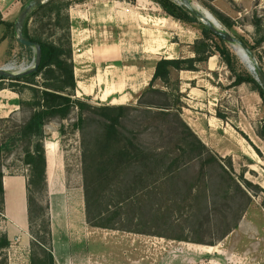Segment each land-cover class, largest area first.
<instances>
[{"label": "rangeland", "instance_id": "obj_1", "mask_svg": "<svg viewBox=\"0 0 264 264\" xmlns=\"http://www.w3.org/2000/svg\"><path fill=\"white\" fill-rule=\"evenodd\" d=\"M30 1L0 0V13L3 20L8 22L7 25L0 24V67L12 65L15 66L13 71H19L30 66L34 60V49L21 44L14 29L21 10ZM192 1L209 18L215 20L216 16L206 3L234 18L238 22L236 27L232 31L225 27L237 38L249 41L255 35V29L250 24L254 10L260 15L264 14V0ZM107 2L118 5L120 10L127 9V12H122L125 15L121 16L122 19L124 16L127 19L124 26L118 28L117 32L110 31L114 37H128L130 41H134L132 60L137 67H150L157 60L170 55L187 57L192 54L191 44L201 36L199 29L167 16L154 0H74L69 13L71 9L77 14L82 9ZM83 15L88 18V14ZM75 28L74 35L78 42L84 36L93 40L96 36L100 37V30L94 31L95 29H90L92 27L82 25L81 21H77ZM83 28L88 29L85 32ZM105 34L109 36L110 32ZM74 35L72 34V39ZM89 46L87 42H81L76 47L73 45L74 57L80 67L81 63H85L82 52L87 51ZM256 57L258 58L257 55ZM205 66L206 64L201 66L203 73L200 82H195L199 97L190 96L185 91L186 81H182V89L185 91L182 117L210 152L205 153L203 159L180 166L179 170L167 174L160 198L145 195L141 204L137 203L125 212L117 225L125 228L110 229L88 224L84 228L82 224L80 230L76 221L74 223L72 220L73 225L75 224L73 228L78 226V234L74 235L72 230L73 236H69L67 226L64 225L60 234V246L68 251L70 263L264 264V101L249 84L232 86L230 73L224 64L212 73L204 71ZM12 92L14 91L6 89L5 96L0 97V118L12 119L4 126L9 132H12L10 126L14 122L25 120L26 113L20 108L19 99L29 97L27 91L23 96ZM83 99L94 104L100 103L92 97L85 96ZM135 103L137 96L135 101L128 104ZM217 113L224 117L219 118ZM161 128L165 131L166 126ZM47 132L49 140L60 141L69 186H83L79 134L68 132L65 136L60 133L52 136L48 127ZM158 137L160 136L151 130L143 133V138L153 144L160 141L156 139ZM168 139L166 138L165 145L170 144V147L163 148L168 155V162L174 156L181 157L182 162L183 156L173 149V142L170 143ZM176 141L183 142L182 139ZM10 149L13 150L14 146H10ZM209 154L220 157L219 162H204ZM229 159L233 166H230ZM3 172L4 175L27 176V168L18 151L13 150L4 160ZM231 177L245 191L239 189L230 180ZM244 180L250 183L247 188ZM108 200L109 195L102 198L104 203ZM157 205H160L159 212L156 211ZM99 222H106L105 217L99 219ZM9 228L13 229L5 213L0 214V232L9 235ZM28 232L30 235L24 231L12 236L7 250L9 264H31L32 235L29 220Z\"/></svg>", "mask_w": 264, "mask_h": 264}, {"label": "trees", "instance_id": "obj_2", "mask_svg": "<svg viewBox=\"0 0 264 264\" xmlns=\"http://www.w3.org/2000/svg\"><path fill=\"white\" fill-rule=\"evenodd\" d=\"M154 1L167 16L199 29L201 36L191 44L193 56L156 61L153 76L137 96L135 104H94L77 96L69 13L74 0H49L25 22L24 34L40 45L42 63L37 71L22 76H0V91L10 89L21 96L27 91L29 95L26 99H19V106L26 113V118L23 122H14L10 126L12 132L4 128L12 119L0 118V214L5 213L4 160L16 150L28 171L31 264H56L45 147L49 137L47 127L51 123L59 125L58 132L62 136L68 132L79 134L88 226L121 229L125 227L117 226L119 220L128 209L141 204L143 196L160 198L167 174L203 159L205 153L210 152L182 117L185 108V92L182 91L180 77L182 71H200L202 64H207L212 56L219 55L230 73L232 86L249 84L264 101L262 86L229 43L200 22L184 5L173 0ZM206 6L230 31L236 27L238 22L234 18L213 5L206 3ZM0 24H8L1 13ZM250 24L255 29L253 40L238 38L258 56L264 70V14L260 15L254 10ZM217 116L224 117L221 113H217ZM162 126H166L167 132ZM149 130L160 136L156 138L160 140L156 144L143 138V133ZM166 138L173 142V149L183 156L182 162L181 157L177 156L168 162V155L163 151L166 146L170 147V144L165 145ZM178 139L184 143L177 142ZM10 146H14V149H10ZM206 157L204 162L209 164L218 163L220 159L215 154ZM229 163L233 166L230 159ZM230 180L243 189L234 177ZM244 181L247 188L250 183ZM105 195H109L106 203L102 201ZM157 206L156 211L159 212L160 205ZM104 217L106 222L100 223L99 219ZM10 244L7 233L0 232V264H9L7 250Z\"/></svg>", "mask_w": 264, "mask_h": 264}, {"label": "crops", "instance_id": "obj_3", "mask_svg": "<svg viewBox=\"0 0 264 264\" xmlns=\"http://www.w3.org/2000/svg\"><path fill=\"white\" fill-rule=\"evenodd\" d=\"M117 6L114 3L107 2L82 9L77 14L73 13V9L70 10L73 35L76 31L75 25L77 21H81L82 25L85 24L88 27H92L90 29H95L94 31H101L100 37L96 36L94 40L91 37L84 36L85 38L83 37V40L78 42L75 39V35L73 36L74 47L80 46L81 42H87L90 45L87 51L82 52L85 63H81V67L77 63L76 57H74L75 76L77 79L76 94L80 98H84L85 96L92 97L95 101H100L99 104H128L131 101H135L139 92L149 84L155 70L154 64H151L150 67L144 66L142 68L135 66L132 60L134 57V41H130L128 37L124 39L112 35L111 31L117 32V29L122 28L127 20L125 16L123 19L121 18V16L125 15L122 12H127V9L120 10ZM84 13L88 14V18L86 15H83ZM87 29L83 28L85 32ZM105 32H110V35L107 36ZM174 44L171 43V45ZM189 56H193V54ZM166 58L176 57L170 55ZM222 65L219 56L214 55L209 59L204 71H207V73L216 72ZM202 73L203 70L201 69L197 72H181V80H185L187 85L185 91H188L190 96H200L195 82L197 84L200 82ZM182 91L185 92L184 89ZM5 93L6 89L0 91V97L5 96ZM12 93L14 94V92ZM48 130L52 136H57L59 133L58 124L51 123L48 126ZM49 144H52L55 158V169L52 180L49 175ZM45 147L53 234V254L56 264H73L68 259V251L60 246L62 241L60 240V234L64 225L67 226L69 236H73L72 230H74V235L78 234V226L75 229L73 228L75 224L79 225L80 230L82 224L84 228L87 226L83 186L81 184L69 186L65 174L66 161L62 156L60 141L49 140L48 138L45 142ZM3 184L5 190V217L13 228L7 230L10 240L13 239L12 236L18 235L19 232L23 233L27 231L28 235H30L28 232L27 176L24 174L4 175ZM72 220L73 222L76 221L74 225ZM75 237L77 238V236ZM63 250L64 253L62 254Z\"/></svg>", "mask_w": 264, "mask_h": 264}, {"label": "water", "instance_id": "obj_4", "mask_svg": "<svg viewBox=\"0 0 264 264\" xmlns=\"http://www.w3.org/2000/svg\"><path fill=\"white\" fill-rule=\"evenodd\" d=\"M49 0H31L27 5L24 6V8L21 10L15 25V33L17 40L28 47H31L35 51V57L33 62L30 66H28L25 69L19 70V71H13L8 69L7 67H0V76L5 78H15L18 76H22L34 71H37L42 63V49L38 43H35L33 41H30L28 38H26L24 34V26L26 20L29 18V16L40 6L47 3ZM177 2L179 5H184L187 9L191 11V13L205 26H207L209 29H211L215 34L219 35L223 40H225L227 43L230 44V46L234 49L236 54L239 56L241 61L244 63L243 58L240 56V54L236 51V47L243 50L247 58L250 60L251 65L244 64L249 71L252 73L254 78L260 83L264 90V70L261 67V64L259 63L258 58L256 55L248 48L247 45H245L240 39H238L236 36H234L227 28L224 26V24L215 17V22H211L207 15L202 13L196 8L195 3L192 0H173ZM212 13V12H211ZM213 14V13H212Z\"/></svg>", "mask_w": 264, "mask_h": 264}, {"label": "bare ground", "instance_id": "obj_5", "mask_svg": "<svg viewBox=\"0 0 264 264\" xmlns=\"http://www.w3.org/2000/svg\"><path fill=\"white\" fill-rule=\"evenodd\" d=\"M208 19L211 22H213V23L215 22V20L213 18H209L208 17ZM237 52L243 58L244 62H246L247 64L251 65L250 60L247 58V56L245 55L243 50H241V49H239L237 47ZM6 67L8 69H10V70H15V66L9 65V66H6ZM23 69H25V68L23 67ZM48 150H49V154H48V156H49V175H50V179L52 180L53 175H54V169H55V158H54V152H53V149H52V144H49Z\"/></svg>", "mask_w": 264, "mask_h": 264}]
</instances>
